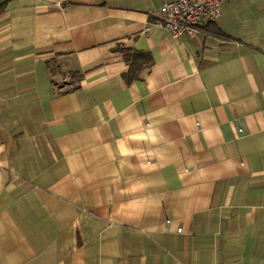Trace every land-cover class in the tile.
<instances>
[{"label": "crops", "instance_id": "0c3cea01", "mask_svg": "<svg viewBox=\"0 0 264 264\" xmlns=\"http://www.w3.org/2000/svg\"><path fill=\"white\" fill-rule=\"evenodd\" d=\"M164 1L0 0V264H264V0Z\"/></svg>", "mask_w": 264, "mask_h": 264}, {"label": "built area", "instance_id": "2783aa9c", "mask_svg": "<svg viewBox=\"0 0 264 264\" xmlns=\"http://www.w3.org/2000/svg\"><path fill=\"white\" fill-rule=\"evenodd\" d=\"M223 2L224 0L164 1L154 23L174 38L183 33L191 35L196 32L197 26L200 24L214 22L218 19ZM176 231L180 232V229Z\"/></svg>", "mask_w": 264, "mask_h": 264}]
</instances>
